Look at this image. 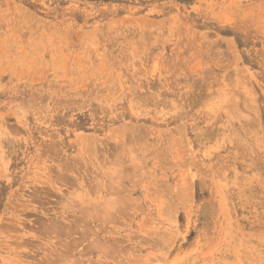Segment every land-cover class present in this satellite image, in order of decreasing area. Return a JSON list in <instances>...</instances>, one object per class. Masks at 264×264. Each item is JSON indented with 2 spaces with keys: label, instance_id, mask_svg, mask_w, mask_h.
<instances>
[{
  "label": "rangeland",
  "instance_id": "rangeland-1",
  "mask_svg": "<svg viewBox=\"0 0 264 264\" xmlns=\"http://www.w3.org/2000/svg\"><path fill=\"white\" fill-rule=\"evenodd\" d=\"M0 264H264V0H0Z\"/></svg>",
  "mask_w": 264,
  "mask_h": 264
},
{
  "label": "bare ground",
  "instance_id": "bare-ground-1",
  "mask_svg": "<svg viewBox=\"0 0 264 264\" xmlns=\"http://www.w3.org/2000/svg\"><path fill=\"white\" fill-rule=\"evenodd\" d=\"M121 170V169H120ZM79 197V196H78ZM81 199V198H80ZM85 200V199H84ZM86 202V201H85ZM101 202V201H100ZM110 204V203H109ZM108 210V209H107ZM102 218V217H101ZM107 230V229H106ZM85 235V234H84ZM109 238V237H108ZM109 245V244H108ZM82 247V246H81ZM98 247V246H97ZM114 247V246H113ZM116 248H117V246H116Z\"/></svg>",
  "mask_w": 264,
  "mask_h": 264
}]
</instances>
